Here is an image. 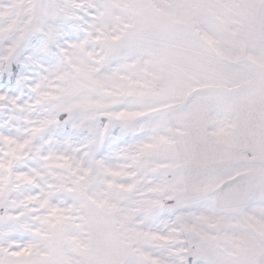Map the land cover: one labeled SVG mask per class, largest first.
<instances>
[{
  "label": "rangeland",
  "instance_id": "obj_1",
  "mask_svg": "<svg viewBox=\"0 0 264 264\" xmlns=\"http://www.w3.org/2000/svg\"><path fill=\"white\" fill-rule=\"evenodd\" d=\"M69 22L67 132L0 128V264H264V201H220L211 144V107L264 88V0H0V40Z\"/></svg>",
  "mask_w": 264,
  "mask_h": 264
},
{
  "label": "snow or ice",
  "instance_id": "obj_2",
  "mask_svg": "<svg viewBox=\"0 0 264 264\" xmlns=\"http://www.w3.org/2000/svg\"><path fill=\"white\" fill-rule=\"evenodd\" d=\"M75 35L70 22L54 31L45 23L18 39L0 40V128L31 125L42 153L68 130L67 118L49 122L47 84Z\"/></svg>",
  "mask_w": 264,
  "mask_h": 264
},
{
  "label": "crops",
  "instance_id": "obj_3",
  "mask_svg": "<svg viewBox=\"0 0 264 264\" xmlns=\"http://www.w3.org/2000/svg\"><path fill=\"white\" fill-rule=\"evenodd\" d=\"M260 89L239 92L244 100L223 101L211 107L214 110H211L212 114L218 113L221 123L227 124L225 132L219 133L220 136L215 135L211 144L224 141V146L231 148H227L220 158H227L233 172L224 180L221 178L217 187L224 182L228 188L241 190L240 193L236 192L235 201L220 195V201L227 205L256 204L260 199L264 201V101L249 100L257 98L258 94L264 97V88ZM239 93H236L237 98ZM224 170L219 169V172Z\"/></svg>",
  "mask_w": 264,
  "mask_h": 264
}]
</instances>
